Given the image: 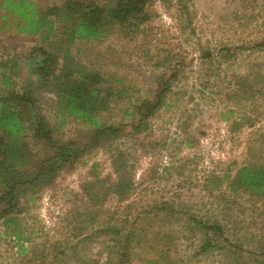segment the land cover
I'll return each instance as SVG.
<instances>
[{
    "label": "rangeland",
    "instance_id": "374dc122",
    "mask_svg": "<svg viewBox=\"0 0 264 264\" xmlns=\"http://www.w3.org/2000/svg\"><path fill=\"white\" fill-rule=\"evenodd\" d=\"M14 29L0 32V62L22 58L20 88L28 76L25 64L44 59V44L39 35ZM67 46L75 61L127 87V99L101 113L103 123L123 126L122 137L87 152L35 192L20 219L29 238L26 253L0 226V264H78L79 257L118 264L124 252L130 253L125 264H264V197L233 193L220 182L240 164L262 161L264 153V99H248L243 90L239 99L230 95L233 74L264 69V0H146L106 37ZM175 67L171 106L152 115L144 131L135 130L139 116L125 109L135 112ZM39 92L56 138L78 145L92 138V126L57 109L56 91ZM228 109L234 113L227 120ZM233 120L241 126L232 128ZM119 169L129 173L134 189L127 199L110 193L105 200V185L118 179ZM164 201L170 211L172 205L183 208L179 221L156 216ZM187 210L232 227L228 239L188 227ZM105 224L123 230L105 232ZM205 241L211 245L202 249ZM221 245H239L243 257L223 253Z\"/></svg>",
    "mask_w": 264,
    "mask_h": 264
},
{
    "label": "trees",
    "instance_id": "16d2710c",
    "mask_svg": "<svg viewBox=\"0 0 264 264\" xmlns=\"http://www.w3.org/2000/svg\"><path fill=\"white\" fill-rule=\"evenodd\" d=\"M145 3L146 0H58L57 3L43 6L38 0H0V32L13 31L14 27L20 34L39 35L44 44L41 47L44 59L42 62L25 64L28 76L20 88L16 77L23 71L22 58L14 55L10 60L0 62V226L5 234L15 238V245L23 254L27 252L25 241L29 238L20 219L28 208V202L34 199L35 192L52 185L65 167L87 152L120 140L124 130L123 126L103 123L101 113L126 100L129 96L127 87L115 84L110 76L104 77L98 69L75 61L67 45L72 46L77 41H99L110 33L114 25L128 22ZM3 68L8 70L4 71ZM178 72L175 67L174 73L167 78L161 75L156 92L151 98L141 99L135 106V112L130 113L129 108L125 109V114L135 113L139 116L138 122L133 124L135 130L144 131L152 115L171 106L167 97L172 93L170 87ZM233 77L236 80L231 88V96L239 99L243 90L248 99L256 100L258 96L264 99V69L254 72L252 76L233 74ZM44 89L56 91V106L63 115L72 116L93 127L92 138L88 142L78 145L73 140L55 137L40 102L39 91ZM233 113L234 109H228L223 118L228 120ZM253 117H247L250 125H253ZM232 123V128L242 124L239 120ZM261 159L260 162L240 164L235 172L224 174L220 182L225 180L233 193L243 190L263 198L264 153ZM117 171L118 179L109 186L105 185V200L110 193L127 199L134 189L129 173L123 169ZM30 189L33 190L31 194ZM168 204L167 201L158 204L156 216L162 219L161 214L176 217L179 221L177 215L183 213V208L180 211L178 206L175 208L171 204L170 211ZM185 213L190 215L192 224L188 227L200 229L206 235L213 232L216 237L228 239L232 227L216 218H198L189 210ZM122 230L118 225L105 224V232L120 233ZM210 245L209 241H205L202 249ZM240 248L239 245L219 246L223 253L230 251L236 259L243 257ZM129 257L130 253H122L118 264L127 263ZM78 264L92 262L79 257Z\"/></svg>",
    "mask_w": 264,
    "mask_h": 264
}]
</instances>
